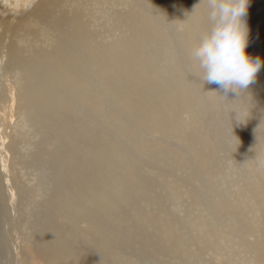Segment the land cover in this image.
<instances>
[{
    "label": "rangeland",
    "instance_id": "rangeland-1",
    "mask_svg": "<svg viewBox=\"0 0 264 264\" xmlns=\"http://www.w3.org/2000/svg\"><path fill=\"white\" fill-rule=\"evenodd\" d=\"M164 1L113 67L74 43L14 103L0 56V264H264V0L245 17L262 67L227 98L192 55L207 0L183 21Z\"/></svg>",
    "mask_w": 264,
    "mask_h": 264
},
{
    "label": "bare ground",
    "instance_id": "bare-ground-1",
    "mask_svg": "<svg viewBox=\"0 0 264 264\" xmlns=\"http://www.w3.org/2000/svg\"><path fill=\"white\" fill-rule=\"evenodd\" d=\"M108 1L0 0V37L2 38H0V45L5 44V46H0V56L2 61L6 59L8 60L7 64L9 63L6 73L10 98L13 103L15 99L17 100L16 90H22L23 88L31 90L32 78L36 74L48 71L49 67H45L43 64L39 63L34 66L35 59H51L54 57L55 59H62L60 57H63V55L69 57L71 53H74V50L76 51L75 43L76 47L81 50L75 53L85 52L88 56V52L91 56H105L104 60L107 62L106 64H109L108 68L113 67L114 64L118 63L116 59L123 58L131 53V43L129 44V42L133 32L138 31L145 35V27H158L160 23L162 15L159 13L158 8L160 0H130L131 3L128 8L123 1L115 0L116 7L114 10L110 8L112 3L107 5ZM167 1H169L170 10L174 11V19L176 18L179 21L187 18L186 14L181 15L183 11H189L193 4L202 2V0ZM177 2H181V4L178 5ZM205 2L206 0H204ZM164 3L167 2L164 1ZM176 3L179 7H175ZM100 6L104 7L103 14L106 17L97 14ZM148 11H151V13H148ZM159 14H161L160 17ZM45 32L49 33V36L47 35L49 38L45 37ZM101 34L105 35L102 41L100 39ZM70 38H73V42L66 47L67 44L64 41L67 40L68 43ZM21 39L26 41L27 46L20 44ZM106 40L109 41L104 43ZM37 60L36 62H39ZM46 65H49V61L46 62ZM53 65L56 66V64ZM36 78L40 80L39 77ZM19 83L22 85L19 86ZM154 126L156 127V124ZM150 127L152 128V126ZM6 166L7 164L3 168L5 174L7 172ZM8 184L10 198L14 201V190H12L9 181Z\"/></svg>",
    "mask_w": 264,
    "mask_h": 264
},
{
    "label": "clouds",
    "instance_id": "clouds-1",
    "mask_svg": "<svg viewBox=\"0 0 264 264\" xmlns=\"http://www.w3.org/2000/svg\"><path fill=\"white\" fill-rule=\"evenodd\" d=\"M207 5L211 27L192 55L203 71V83L216 84L220 90L216 93L223 97L239 96L256 82L262 67L259 57L253 59L246 52L249 0H207Z\"/></svg>",
    "mask_w": 264,
    "mask_h": 264
}]
</instances>
